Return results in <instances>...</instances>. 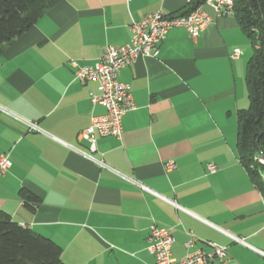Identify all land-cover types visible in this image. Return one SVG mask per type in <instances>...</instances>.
<instances>
[{
  "label": "crops",
  "instance_id": "1",
  "mask_svg": "<svg viewBox=\"0 0 264 264\" xmlns=\"http://www.w3.org/2000/svg\"><path fill=\"white\" fill-rule=\"evenodd\" d=\"M189 1L59 0L0 55V154L11 161L0 176V211L56 242L65 264H153V222L170 228L174 257L191 232L192 249L226 247L212 264H264V200L236 151L252 46L233 15L203 5L210 23L197 37L170 28L156 57L120 70L134 103L121 136H97L92 153L77 136L105 109L90 101L97 82L76 80L69 61L92 65L105 45L130 39L132 19L181 14ZM167 161L175 168L167 171ZM21 188L39 199L33 209Z\"/></svg>",
  "mask_w": 264,
  "mask_h": 264
},
{
  "label": "built area",
  "instance_id": "2",
  "mask_svg": "<svg viewBox=\"0 0 264 264\" xmlns=\"http://www.w3.org/2000/svg\"><path fill=\"white\" fill-rule=\"evenodd\" d=\"M203 5L211 7L217 15H233V0H204L194 10L187 14H167L162 10L148 13L140 20L132 19L128 25L130 39L119 46L105 45L101 55L92 65H80L74 60L69 64L74 78L80 82L95 80L96 92L90 93V101L104 107V113L90 117L89 124L78 132V138L88 143L90 153L94 152L97 136H114L122 134V118L134 109V103L129 84L118 79L120 70L135 62L138 57H156L160 43L172 27H183L191 38L197 37L210 23L209 15L202 9ZM239 49H234L231 57H236ZM29 130H37L34 123H28ZM90 153L83 155L97 167H105L101 158ZM264 163L262 158H259ZM9 152L0 154V176L10 167ZM165 169L175 168L173 161L164 164ZM216 169L214 164L207 165V171L212 173ZM139 187L152 192L145 186L131 180ZM170 203L172 201L166 200ZM174 204V203H173ZM223 232V231H222ZM234 242L245 244L244 239L223 232ZM189 238L184 242L186 252L177 258L172 253L173 236L169 227L152 223L147 236L146 250L154 257L153 264H212L216 259H224L227 249L224 246L211 244V249H192L195 238L188 232Z\"/></svg>",
  "mask_w": 264,
  "mask_h": 264
},
{
  "label": "trees",
  "instance_id": "3",
  "mask_svg": "<svg viewBox=\"0 0 264 264\" xmlns=\"http://www.w3.org/2000/svg\"><path fill=\"white\" fill-rule=\"evenodd\" d=\"M59 0H0V55ZM204 0H190V13ZM233 16L252 46L244 80L248 106L237 111L236 151L239 162L264 200V0H233ZM33 209L39 199L25 188L18 192ZM61 247L34 234L0 211V264H65Z\"/></svg>",
  "mask_w": 264,
  "mask_h": 264
}]
</instances>
